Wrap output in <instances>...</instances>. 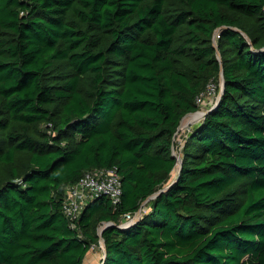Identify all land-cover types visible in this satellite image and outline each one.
<instances>
[{"label": "trees", "instance_id": "trees-1", "mask_svg": "<svg viewBox=\"0 0 264 264\" xmlns=\"http://www.w3.org/2000/svg\"><path fill=\"white\" fill-rule=\"evenodd\" d=\"M93 168L121 201L71 226ZM102 224L97 264H264V0H0V264H84Z\"/></svg>", "mask_w": 264, "mask_h": 264}, {"label": "built area", "instance_id": "built-area-1", "mask_svg": "<svg viewBox=\"0 0 264 264\" xmlns=\"http://www.w3.org/2000/svg\"><path fill=\"white\" fill-rule=\"evenodd\" d=\"M220 86V77L217 80H210L206 84L195 98L196 111L186 117L187 121L182 125L183 128L181 127L183 130L177 135L188 131L193 124L203 119L206 112L216 102ZM121 194V182L114 168H93L86 170L76 183L66 188L61 209L71 226H74V222L79 218L89 200L99 195H105L113 205H116L121 201ZM133 218L134 216L127 221H131ZM104 225L102 224L99 229ZM97 248H102L100 240L98 245H91L90 252Z\"/></svg>", "mask_w": 264, "mask_h": 264}, {"label": "water", "instance_id": "water-1", "mask_svg": "<svg viewBox=\"0 0 264 264\" xmlns=\"http://www.w3.org/2000/svg\"><path fill=\"white\" fill-rule=\"evenodd\" d=\"M217 53H218V52H217ZM217 55H218V59H219V54H217ZM220 81H221V86H220V89H219V94H218L217 100H216V102L214 103V105H213V106H212V107L206 112V114H207L211 109L215 108V107L217 106V104H218L219 98H220V96H221V94H222V91H223V89H222V86H223V76H222V74H221V76H220ZM190 114H192V113H189L187 116H189ZM182 123H183V119L180 121V124H179V126H178V128H177V130H176L174 136H176V135L179 133V131H180L181 127H182ZM172 155L174 156V153H172ZM181 163H182L181 158H180L179 156H177V163H176V165H177V166H176V167H177V171H176V174H178L179 171H180L179 169H180ZM159 192H160V191H157L156 193H154V194L152 195V197H154L155 195H157ZM144 203H145V202H143V203L141 204V207H140V208L138 209V211L135 213L133 220L137 219V218L141 215V208H142V206L144 205ZM101 230H102V228H100V229L98 230V237H99V240L101 241L102 253L104 254V253H105V248H104L103 240H102V238H101Z\"/></svg>", "mask_w": 264, "mask_h": 264}, {"label": "rangeland", "instance_id": "rangeland-1", "mask_svg": "<svg viewBox=\"0 0 264 264\" xmlns=\"http://www.w3.org/2000/svg\"><path fill=\"white\" fill-rule=\"evenodd\" d=\"M186 121H187V119H185L184 121H183V123H182V125H184L185 123H186ZM183 128V127H182ZM180 129V131H179V133L180 132H182V130L183 129ZM176 139H178V137L176 136ZM179 141H177V143H178ZM179 147V146H178ZM178 149L179 148H176L175 150H174V155H176V156H178L179 154H178ZM130 219V218H129ZM128 220V219H127ZM126 220V221H127ZM125 222V221H124ZM101 254H102V248H97L95 251H91V252H89L88 254H87V256L85 257V259H84V264H97L98 263V260H99V258H100V256H101Z\"/></svg>", "mask_w": 264, "mask_h": 264}]
</instances>
